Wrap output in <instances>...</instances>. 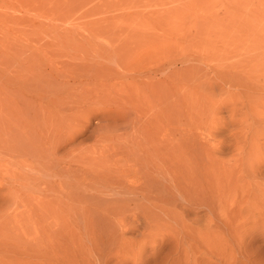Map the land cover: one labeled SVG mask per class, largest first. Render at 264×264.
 I'll return each mask as SVG.
<instances>
[{
  "label": "rangeland",
  "instance_id": "1",
  "mask_svg": "<svg viewBox=\"0 0 264 264\" xmlns=\"http://www.w3.org/2000/svg\"><path fill=\"white\" fill-rule=\"evenodd\" d=\"M79 263L264 264V0H0V264Z\"/></svg>",
  "mask_w": 264,
  "mask_h": 264
},
{
  "label": "bare ground",
  "instance_id": "2",
  "mask_svg": "<svg viewBox=\"0 0 264 264\" xmlns=\"http://www.w3.org/2000/svg\"><path fill=\"white\" fill-rule=\"evenodd\" d=\"M232 232V231H231ZM223 235V234H222ZM231 235V234H230ZM222 237V236H221ZM236 237V236H235ZM224 238V237H223ZM177 241H178V239H176ZM93 243V242H92ZM95 243H96V241H95ZM124 244V243H123ZM120 245V244H119ZM97 246V245H96ZM87 247V246H86ZM92 248V247H91ZM120 248V247H119ZM122 248V247H121ZM186 251V250H185ZM221 251V250H220ZM119 252V251H118ZM187 252V251H186ZM186 252H185V255H186ZM188 253V252H187ZM100 255H101V253H100ZM194 255V254H193ZM186 257V256H185ZM100 259V258H99ZM98 259V260H99ZM85 261H87L86 259H84ZM84 260H83V262H84ZM187 260H189V259H187ZM196 260V259H195ZM101 261H102V259H101ZM105 261H107V260H105ZM135 261L137 262V259L136 260H134V263H135ZM139 261H140V259H139ZM104 262V261H103ZM85 263H87V262H85ZM85 263H82V264H85ZM93 263V262H92ZM105 263V262H104ZM141 263H142V260H141ZM150 263V262H149ZM79 264H81V263H79ZM122 264V263H121ZM230 264V263H229Z\"/></svg>",
  "mask_w": 264,
  "mask_h": 264
}]
</instances>
